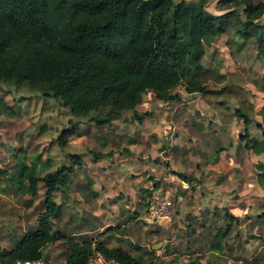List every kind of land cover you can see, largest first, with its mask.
<instances>
[{
    "label": "trees",
    "instance_id": "1",
    "mask_svg": "<svg viewBox=\"0 0 264 264\" xmlns=\"http://www.w3.org/2000/svg\"><path fill=\"white\" fill-rule=\"evenodd\" d=\"M220 5L223 12L216 15L202 1L0 0V85L28 87L70 109L74 118L92 119L101 127L123 119L126 113L142 121L144 116L138 115L136 109L148 93L164 104L180 103L179 91L225 105L235 102V117L245 127L241 139L246 149L262 155L264 128L259 125L261 139H252L250 127L255 116L264 119V105L256 110L235 75L222 73L218 54L208 68L203 59L217 39L226 37L236 62L243 61L247 48L254 45L257 60L264 68V0H221ZM211 84L227 88L215 93ZM255 85L264 94V78ZM0 114L18 118L2 100ZM74 133L75 129L62 131L58 141L63 150ZM21 154L16 157L18 162L9 183L31 198L39 196L43 184L45 201L38 230L19 235L12 250L0 252V264H46L45 250L62 240L66 264H89L94 244L108 259L121 264H156L154 252L134 256L122 248L109 249L89 236L79 241L54 231L53 220L62 210L54 201L55 194L69 197L76 166L82 162L74 156L71 167L62 165L42 178L37 167L28 162L26 153ZM257 166L264 188V163ZM0 174L6 175L1 170ZM178 177L194 181L183 174ZM155 186L158 188L159 183ZM141 188L147 211L149 191L143 185ZM89 195V202H94L97 193L92 190ZM9 206L0 196V215L14 227L16 213ZM228 216L231 223L219 230V239L212 247L217 253H224L222 241L228 239L232 223L238 220ZM260 219L264 222V215ZM250 264H264V259L256 257Z\"/></svg>",
    "mask_w": 264,
    "mask_h": 264
},
{
    "label": "rangeland",
    "instance_id": "2",
    "mask_svg": "<svg viewBox=\"0 0 264 264\" xmlns=\"http://www.w3.org/2000/svg\"><path fill=\"white\" fill-rule=\"evenodd\" d=\"M217 1L208 0L203 2L206 3L209 11L220 15L223 12V7L220 5L221 0ZM175 2L178 3L177 0ZM238 11V13L241 12L240 10ZM239 41L241 46H245L243 41ZM216 54H218L217 58L221 63L222 73L235 75L238 83L243 85L248 92V96L255 104L256 110L262 109L264 94L258 91L255 83L264 78V68L257 60L256 46L248 47L243 56V61L236 62L227 48V38H219L207 49V54L203 59L204 67L208 68L213 65ZM225 88L227 87L223 85L211 84V89L215 93H222ZM178 94L181 99L180 104H183L186 110L185 113L189 111V113L195 114L199 118L196 120L193 115V118L190 117V120H186L185 123H189V125L195 123V127L202 125V129L198 130L200 134L205 135L209 130H211V133L216 134L221 130L222 135L226 133L228 135H236L238 131H244V123L237 119L234 114L237 108L235 102L225 105L215 101H208L200 95H188L183 91H179ZM0 100L11 106L18 117L17 119H13L0 114V170L6 173V175L0 174V187L3 188L2 197L4 201L16 213L15 222H18L16 226L19 228L14 230L13 226L6 223V219L0 215V244L2 248H11L13 237L19 231L23 232L25 224L28 228L37 218L35 216L30 217L27 212L28 207L26 204L29 201L30 195H27L23 190L17 191L9 183L10 178L15 173V167L18 162L16 157L23 156L21 151L26 153L29 163H35V166L38 168V174L42 177L58 170L62 165L71 167L72 158L78 156L82 165L76 166L77 168L72 178L71 189L69 191L72 197L67 200L63 195L57 194L56 201L62 203L66 200L73 206L76 216L72 219L79 221H77L79 223L78 228L81 230L82 228H89L91 223L97 225V219L94 218L97 217L96 215L94 216V213L97 214V200H94V202L92 200V203L88 200L92 189L97 191V159L94 156L97 155V152H109L113 148L111 147L113 143H111L112 137H97V123L95 121L92 119L78 120L74 118L70 109L28 87L17 88L2 84L0 85ZM139 106L140 112H137L138 115L144 116L143 120L145 118H152V122L155 121V113L162 114V110L167 111L169 109L166 108L167 105L157 100L152 93L145 94L143 102ZM170 111L171 113L175 112L172 109L168 110V112ZM147 113L148 115L145 116ZM134 116L135 114L133 113H126L123 117V123L129 125L131 122L134 124L143 121L134 120ZM201 117L204 118L203 123L200 121ZM254 119L255 122L250 127L251 138L261 139L263 133L259 125L261 124L264 128V119L259 116H255ZM71 129H76L77 131L69 139L68 146L63 150L59 145L58 139L62 131ZM215 141L217 140H214L213 145ZM240 141L242 142L241 145H246V142L241 138ZM125 142L123 141L122 143L124 144ZM213 145L211 148H213ZM194 150L196 155L209 152L208 148L204 146H198ZM244 151L248 150L242 147L239 158L240 164L244 165L245 176H239L244 177L245 183L240 182V185H230L229 190H227L229 194L224 196L222 205H219L217 210L207 211V208L204 209L202 207L194 209V214H196L194 217L195 222L189 221L186 219L187 217H184V220L186 222L189 221L190 225L199 226L197 224L205 223L213 226L215 233H219L217 230H220V227L225 229L231 223L228 214H233L238 219L232 223L231 234L228 239L222 242L224 253H217L212 250L209 241L203 242L204 244L200 243V245L197 241L192 242L196 246H200L199 250L202 252V256L200 257L201 264H250L256 257L264 259V222L260 219V216L264 215V188L258 177L259 171L257 166L261 162L264 163V155L260 156L259 160H256L257 164L254 165L250 158L251 153ZM111 153L123 156L126 151L122 152L118 150ZM214 157L211 160L217 161V158L215 159ZM112 159H114V156H112ZM233 172H235V168H231L229 174ZM239 173L243 174L242 170L239 169ZM194 174H196V178L199 180L197 181V187L201 191L214 189L215 183L223 181L221 177L223 175L218 174L217 171L210 172L209 174L207 170L196 171L195 169ZM113 187L116 186L114 185ZM98 188L102 189L103 185L98 184ZM40 191L41 197L37 199V203L44 198L43 194L45 191L43 184L40 185ZM148 191L146 193V202L151 193L150 189ZM169 191H172L171 188ZM195 201L197 200L195 199ZM42 206V203L39 204V210L36 211L37 214L40 212ZM201 206L204 205L202 204ZM86 217L90 219V224L88 222L87 224H80L83 218ZM58 223L61 225H58L57 228L66 231L64 227L65 217ZM164 223L167 224L166 233L156 239L152 245L153 247L156 246L158 253L155 254L157 258L156 264H188L185 263V257L189 256V252L194 249H184V247H187L191 243L188 241L186 234V232H189V227H186V231L181 230V226L173 224L172 215L169 221L162 224ZM71 231L72 228L69 226L66 233L71 235ZM172 231H176L177 236L181 238V242H175L176 237L171 234ZM204 235L205 237L207 236L206 234ZM184 236L185 239L182 238ZM182 241L185 244H182ZM164 245H166L165 248H163ZM64 249V240L59 242V244L47 248L46 259L49 260V264H64ZM175 255L178 256V259Z\"/></svg>",
    "mask_w": 264,
    "mask_h": 264
},
{
    "label": "crops",
    "instance_id": "3",
    "mask_svg": "<svg viewBox=\"0 0 264 264\" xmlns=\"http://www.w3.org/2000/svg\"><path fill=\"white\" fill-rule=\"evenodd\" d=\"M177 1L203 2L208 0ZM213 14L215 13L213 12ZM165 105H167L166 108H169L168 110L172 109L175 112L171 113V111L162 110V114L155 113L154 122H152V118H145L140 123L136 122L133 124L129 122V125H125L123 123L124 120L121 119L113 120L102 127L97 125V137L105 136L108 138V136H111V143L113 142L111 145L113 148L109 152H97V154L104 156L101 159H97V191L92 189L97 193V214L94 213V216H97L94 217L97 219V225L91 223L89 228H82V230L78 228L79 221L72 219L76 216L73 211V206L66 200L58 203L56 201L57 194H63L57 193L55 194L54 201L62 206V210L59 217L53 220L54 231L59 230L67 237L75 236L77 240L80 239L79 241L83 237L89 236L95 242H102L109 249L122 248L131 252L134 256H141L148 252H155L156 254V246L153 247L152 245L156 239L166 233L167 224L159 223L148 225L143 220L146 213L142 199L143 192L141 185H143L144 189H159L171 194L173 201L171 207L173 224L179 225V227L181 226L180 229L184 231H186V227H189V232H186V234L188 241L191 243L187 246L188 248L184 247V249L194 248L192 249L193 251L189 252V256L187 255L185 257V263L192 264L196 262L201 264L200 257L202 256V252L199 250L200 246H196L192 242L197 241L200 245V243L204 244L203 242L209 241L211 244L210 247H213V244L219 238H216L218 233H215L213 226L205 223L197 224L199 226L190 225L189 221L195 222L194 217L196 214H194L193 210L198 207L207 208V211L217 210V207L222 205L224 196L229 194L227 190H229L230 185H240V182L245 183L244 177L239 176H245L244 165L240 164L239 156L242 147L246 150V145H241L240 138L242 131H238L236 135H228L227 133L222 135L221 130L216 134L211 133V130L208 133L206 132L205 135L200 134L198 130L202 129V125L195 127V123H191L190 125L189 123H185L186 120H190V117L193 118V115L196 120L199 118L195 114L189 113V111L185 113L186 110L183 104L168 103ZM139 107L136 109L137 112L139 111ZM134 120H137L136 115L134 116ZM203 120L204 118L201 117L200 121L202 122ZM116 138L118 139L116 140ZM214 140L217 141L213 145ZM123 141L126 142L123 144ZM212 145L213 148H211ZM198 146L208 148L209 152L196 155L194 149ZM118 150L122 152L126 151V153L123 156L116 153L113 155L111 153L112 151L117 152ZM244 152L251 153L250 158L254 165L257 164L256 160H259L258 158L264 155H257L250 150ZM112 156H114V159H112ZM213 157L215 159L217 158V161H214V159L211 160ZM113 162L115 163L113 164ZM30 164L35 166L33 162ZM231 168H235V172L229 174ZM195 169L196 171L207 170L209 174L210 172L217 171L218 174L223 175L221 176L223 181L215 183L214 189L211 188L206 191H201L197 187V181L199 180L196 178V174H194ZM239 169L242 170L243 174L239 173ZM178 174H183L188 178H192L194 181H183L178 177ZM38 176L40 175L38 174ZM156 183H159L158 188L155 186ZM98 184L103 185L104 190L103 188L99 189ZM114 185L116 187H113ZM168 188H171L172 191H169ZM2 192L3 188L0 190L1 197ZM40 192L36 198H31L30 196L29 203L31 204L27 211L30 217H37L36 220L28 228L25 224L23 232L21 233L19 231L13 237L11 248H2L0 244L1 252L12 250L18 243L16 238L19 235L38 230L37 221L42 211L38 214L36 211L39 210V204L45 201L44 192V198L37 203V199L41 197ZM70 197H72V194L64 198L68 200ZM202 204L204 206H201ZM64 217L66 231L57 228L58 225H61L58 222L63 220ZM184 217H187L186 219L189 221L186 222ZM89 220L88 217L83 218L80 224H87V222L90 224ZM17 224L18 222H16ZM16 225L13 227L14 230L18 228ZM69 226H71L73 231H71V235L66 233ZM217 231L219 232V230ZM171 234L176 237L175 242H181V238L177 236L176 231H172ZM204 234L207 236L205 237ZM182 238L185 239V236ZM56 244H59V242ZM165 247L166 245L163 248ZM44 256L45 263L49 264V260L46 259V250ZM175 257L178 259L177 255ZM64 264H66L65 259Z\"/></svg>",
    "mask_w": 264,
    "mask_h": 264
},
{
    "label": "built area",
    "instance_id": "4",
    "mask_svg": "<svg viewBox=\"0 0 264 264\" xmlns=\"http://www.w3.org/2000/svg\"><path fill=\"white\" fill-rule=\"evenodd\" d=\"M148 210L145 213L143 220L148 225H154L169 221L171 219V207L173 204L170 193L159 189H151L148 197ZM16 264H31L17 262ZM89 264H121L120 262L108 259L93 245V254L89 259Z\"/></svg>",
    "mask_w": 264,
    "mask_h": 264
}]
</instances>
